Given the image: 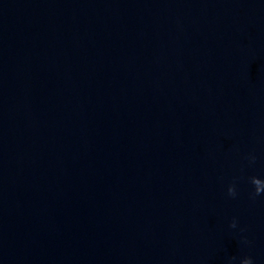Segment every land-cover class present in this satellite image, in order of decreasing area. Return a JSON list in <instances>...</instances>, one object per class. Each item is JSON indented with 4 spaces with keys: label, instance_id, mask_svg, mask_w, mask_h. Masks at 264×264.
I'll return each instance as SVG.
<instances>
[{
    "label": "water",
    "instance_id": "obj_1",
    "mask_svg": "<svg viewBox=\"0 0 264 264\" xmlns=\"http://www.w3.org/2000/svg\"><path fill=\"white\" fill-rule=\"evenodd\" d=\"M253 175L264 0H0V264H264Z\"/></svg>",
    "mask_w": 264,
    "mask_h": 264
},
{
    "label": "clouds",
    "instance_id": "obj_2",
    "mask_svg": "<svg viewBox=\"0 0 264 264\" xmlns=\"http://www.w3.org/2000/svg\"><path fill=\"white\" fill-rule=\"evenodd\" d=\"M246 159L248 160V163L254 164L256 162V156L254 154H249ZM238 178H234L233 182L231 184H229L228 188H227V195L229 197L232 198H236V196L238 195L237 192V186H236V180ZM249 182L251 183L252 187H253V191L250 192L249 197L252 200H255L256 197L261 196L262 194H264V179L260 178L259 176L253 175L251 177L248 178ZM230 228L232 229H236L238 227V222L236 220V218H233L230 225ZM241 232L244 231V229H240ZM243 244L247 245L250 243V241L247 240L246 237H242V241ZM236 257H232L231 260H235ZM239 264H254V260L251 256H244L243 258H241L239 260Z\"/></svg>",
    "mask_w": 264,
    "mask_h": 264
}]
</instances>
